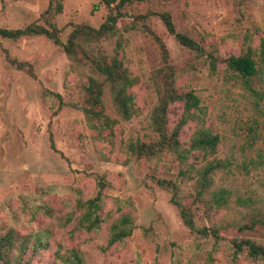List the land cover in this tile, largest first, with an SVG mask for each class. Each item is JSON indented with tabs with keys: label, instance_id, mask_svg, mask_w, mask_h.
Instances as JSON below:
<instances>
[{
	"label": "rangeland",
	"instance_id": "rangeland-1",
	"mask_svg": "<svg viewBox=\"0 0 264 264\" xmlns=\"http://www.w3.org/2000/svg\"><path fill=\"white\" fill-rule=\"evenodd\" d=\"M48 1L0 0V28L21 29L31 23L42 24L39 17ZM62 5L56 22L63 42L74 25L98 28L107 14L99 0H62ZM135 7L140 12L146 8L167 11L177 31L192 38L199 35L210 36V40L224 38L221 47L224 58L238 55L245 48L242 34L246 30H258L264 35V0H150ZM123 12L126 16L119 19L117 27L129 38L125 64L138 79L133 89L138 113L128 121H119L113 144L95 143L83 115L70 106L77 102L89 70L72 65L58 47L43 37H27L16 42L0 38V225L7 206L17 208L22 199L35 197L37 191L52 189V194L42 197L63 211L77 193L89 197L101 192L105 198V223L100 231H81L71 237L70 227L56 229V239L64 247H76L83 255L84 264H255L243 257L231 263L226 247L205 260L211 243L197 246L202 241L195 239L182 224L176 208L169 203V193L150 179L151 174L175 178L174 157L149 166L128 155V143L149 132V116L156 103L150 77L160 67L161 56L147 36L122 29L131 23V9L126 7ZM148 25L165 43L178 82L188 83L199 98L200 124L219 134V159H224L233 143L239 146L245 142L252 119H258V133L264 136V101L261 112L256 113L250 105V95L230 77L224 65H219L217 75H210L207 63L179 46L158 17H150ZM97 47L111 54L114 44L108 40ZM253 47H258L257 38ZM7 55L31 65L34 77L15 69L7 61ZM253 87L259 89L261 84L255 81ZM104 100L107 112L115 116L107 93ZM180 110L179 106L169 110L171 123L179 117ZM193 125L182 132L183 141L190 137ZM50 138L55 150L50 147ZM177 181L183 194H194L192 181L180 178ZM243 184L255 193V206L264 207L262 172H251L249 176L236 173L225 179L218 171L213 188L237 187L239 194L244 195ZM26 202L31 205L29 200ZM128 205L132 207L136 228L124 244L106 248L108 225L127 211ZM249 210L244 207L223 210L213 220L244 223L249 220ZM48 222L43 216L38 223L22 221L20 231L26 233L27 229L44 227ZM197 222L207 223L200 214ZM220 235L228 240L239 237L264 242L261 228L238 232L232 227ZM40 257L42 262L49 261L51 253L44 252Z\"/></svg>",
	"mask_w": 264,
	"mask_h": 264
},
{
	"label": "trees",
	"instance_id": "trees-1",
	"mask_svg": "<svg viewBox=\"0 0 264 264\" xmlns=\"http://www.w3.org/2000/svg\"><path fill=\"white\" fill-rule=\"evenodd\" d=\"M149 1L99 0V4L107 9L100 26L94 28L86 24L74 25L63 42L60 39L61 29L56 22L57 16L63 10L62 0H49L46 10L39 17L42 24L31 23L21 29L0 28V38L16 42L27 37H43L58 47L72 65L89 70L90 75H87L81 86L77 102L70 106L83 115L85 125L95 143L113 144L119 121H128L138 113L136 94L133 90L138 84V79L132 76L125 64V48L129 38L124 37L121 29L117 27L119 19L126 16L123 10L129 7L131 23L122 29L125 32H141L151 39L160 53L161 65L152 71L150 77L156 103L149 116V132L128 143V155L135 160L144 161L149 166L174 157L177 168L175 178L151 174L150 179L157 187L169 193V203L176 208L182 224L195 239L202 241L197 246L211 243L206 250L205 260L208 261L221 247H226L231 263L243 257L251 263L264 264V242L239 237L228 240L220 235L221 231L227 232L232 227L238 232L264 229V207L255 206V193L244 184V195L239 194L237 187L213 188L214 176L218 171L225 179L236 173L242 176H249L251 172L264 173V136L258 133V119L250 121L245 142H241L239 146L233 143L224 159H219V134L200 124L199 98L188 83L178 82L177 71L170 62L169 51L161 37L148 25V20L152 16L158 17L167 33L179 46L192 51L197 58L207 63L210 75H217L219 65H224L230 77L237 80L242 89L250 95V105L256 113L261 112L260 106L264 101V35H260L258 30H246L242 34L245 48L238 55L224 58L221 54V47L225 44L224 38L212 37L210 40V36L199 35L195 39L177 31L167 11H155L150 8H146L144 12L136 10V4L145 5ZM254 38L258 40L257 48L253 47ZM108 40H112L114 44L111 54H106L97 47L99 43ZM7 61L15 69L34 77L28 63L19 62L8 55ZM255 81L261 84L259 89L253 87ZM106 93L115 116L107 112L104 100ZM55 96L59 98V95ZM176 106L180 107V114L175 122L171 123L169 110ZM190 125H193V131L190 137L183 141L182 132ZM262 130L264 134V123ZM257 142L260 144L257 145ZM50 147L55 150L51 138ZM178 178L192 181L194 194H183ZM247 191L250 194H247ZM52 193V189L37 191L35 197L22 199L17 208H5L6 215L0 225V264H84L83 255L76 247H64L56 239V229L70 227L71 237L81 231H100L105 223V198L101 192L89 197L77 193L73 201L68 200L67 210L63 211L55 208L50 199H43L42 196ZM26 200H29L31 205ZM238 207L250 209L247 222L213 220V216L220 211ZM126 208L127 211L122 212L108 225L106 248L124 244L136 228L132 207L128 205ZM198 214L207 223L197 222ZM40 216L49 219L46 226L38 225L37 228L27 229L26 233L20 231L22 221L29 224L38 223ZM44 252L51 253V260L41 261L40 256Z\"/></svg>",
	"mask_w": 264,
	"mask_h": 264
},
{
	"label": "water",
	"instance_id": "water-1",
	"mask_svg": "<svg viewBox=\"0 0 264 264\" xmlns=\"http://www.w3.org/2000/svg\"><path fill=\"white\" fill-rule=\"evenodd\" d=\"M100 189H101V187H100Z\"/></svg>",
	"mask_w": 264,
	"mask_h": 264
}]
</instances>
